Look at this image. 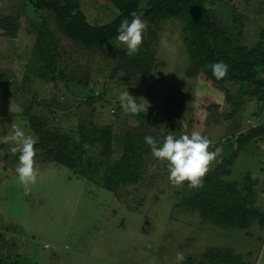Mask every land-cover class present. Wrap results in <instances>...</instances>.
Instances as JSON below:
<instances>
[{
	"label": "rangeland",
	"instance_id": "1",
	"mask_svg": "<svg viewBox=\"0 0 264 264\" xmlns=\"http://www.w3.org/2000/svg\"><path fill=\"white\" fill-rule=\"evenodd\" d=\"M78 1L87 21L94 25L118 14L113 0ZM203 1L214 9L220 27L239 34L235 35L237 42L251 46L264 39V0ZM3 15L13 16L19 27L14 38L0 35V77L10 84L5 91L0 85V261L175 264L177 252L198 259L209 246H231L247 264H264V227L255 223L246 230L221 229L202 221L195 211L173 207L180 186L170 183L166 162L151 152L143 179L116 192L73 175L65 166L49 163L38 150L34 157L37 183L25 192L18 180L19 153L10 151V137L14 126L35 136L24 115L29 105L30 111L59 126L75 142L80 123L111 125L112 158L120 154L125 131L138 122L120 107L118 94L125 89L139 102L148 101L146 112L155 123L146 126L159 141L169 133L199 132L211 145H218L216 153L223 148L228 154L234 149L235 137L264 125V102L259 105L255 98L240 97L238 85L231 82L225 84L231 97L226 100L224 90L202 73H193L195 67L181 39V20L163 19L155 27L141 16L155 31L151 34L147 28L141 47L147 45L154 51L158 64L147 79H128L111 77L114 53L125 48L116 38L97 48L78 46L66 37L50 11L37 10L33 1L0 0ZM42 21L58 45L64 78L56 81L39 77L42 69L35 56L33 25ZM231 170L229 178L241 188L262 186L255 194H264V136L243 144Z\"/></svg>",
	"mask_w": 264,
	"mask_h": 264
},
{
	"label": "trees",
	"instance_id": "2",
	"mask_svg": "<svg viewBox=\"0 0 264 264\" xmlns=\"http://www.w3.org/2000/svg\"><path fill=\"white\" fill-rule=\"evenodd\" d=\"M28 1H33L37 10L50 11L66 37L86 48L101 47L116 38L120 23L125 18L130 20L132 13L140 14L155 27L163 19H179L183 23L181 39L195 67L193 73H202L217 89L224 90L226 100H231V97L225 84L231 82L238 85L240 97L255 98L259 105L264 102V39H259L251 46L237 42L236 36L239 34L220 27L215 19L214 9L207 7L203 0H113L118 14L111 21L98 25L87 21L78 0ZM18 27L13 16H0L1 36L16 37ZM33 28L36 30L35 56L40 60L42 69L39 77L45 81L48 78L54 81L56 78H64L59 68L60 54L52 30L45 21L34 24ZM148 30L155 35V31L150 28ZM114 57L116 60L111 71L112 78L147 79L158 64L154 51L147 45L145 48L140 46L133 56H128L124 49H119ZM218 61L229 65L228 74L219 80L212 75L210 67ZM2 84L3 91L10 87L5 78L2 80L0 77V85ZM93 94L94 90L89 96ZM234 104L236 108L240 106L239 101ZM38 105L39 103L36 104ZM29 106L24 111L27 125L38 138L36 150L49 163L65 166L73 175L95 182L111 192L136 185L143 179L147 155L151 152L144 137L154 135L146 126L148 123H155L149 112L135 115L138 122L132 129L125 131L120 154L117 158H112L114 135L111 125L91 121L80 123L77 125L79 138L75 142L59 126L50 125L44 116L30 111ZM140 128L144 129L143 132H138ZM260 136H264V125L249 128L235 137L231 153L227 154L223 148L220 154L216 153V159L203 177L202 187L189 188L185 181L175 190L177 195L173 207L195 211L202 221L221 229L246 230L255 223L264 227V210L255 205V192L251 185L243 189L229 178L232 173L231 165L243 144ZM217 146L212 144L210 151L216 152ZM207 248L198 259L188 256L182 264H247L231 246ZM0 264L20 262L17 259H6L1 260Z\"/></svg>",
	"mask_w": 264,
	"mask_h": 264
},
{
	"label": "clouds",
	"instance_id": "3",
	"mask_svg": "<svg viewBox=\"0 0 264 264\" xmlns=\"http://www.w3.org/2000/svg\"><path fill=\"white\" fill-rule=\"evenodd\" d=\"M147 24L140 14L132 13L131 19L125 18L117 30V41L125 46L124 51L128 56L135 55L143 42ZM212 75L217 79L224 78L229 71V65L218 61L210 65ZM99 93V89L97 90ZM139 102L125 89L119 92L118 101L123 112L129 115L146 113L148 101ZM185 128L188 126L185 124ZM12 146L10 151L15 155L19 153V163L15 169L19 182L24 186L25 192L29 186L37 183L39 172L34 167V157L37 154L35 145L38 138L26 133L20 126H14L10 137ZM144 142L150 147L151 155L161 162H166L169 181L174 186H182L185 181L189 188L202 187L203 177L209 171L210 164L216 159V152L209 151L212 141L199 132L183 133L179 136L167 134L163 141L151 135L144 137ZM186 259L183 252L175 255V264H182Z\"/></svg>",
	"mask_w": 264,
	"mask_h": 264
},
{
	"label": "crops",
	"instance_id": "4",
	"mask_svg": "<svg viewBox=\"0 0 264 264\" xmlns=\"http://www.w3.org/2000/svg\"><path fill=\"white\" fill-rule=\"evenodd\" d=\"M263 181H264V179H263ZM263 181H262V182H263ZM262 185H263V183H262ZM261 188H262V186H261ZM261 188H256V189L253 188V190H254L255 193H256V192L258 193L259 190H260V191L262 190ZM262 194H263V193H262ZM262 194H261L262 198H260L261 196H257V195L255 194V197H256L257 200L254 199V203H255V205H256L257 207H259L258 203H259L260 205L262 204V207H264V194H263V195H262ZM255 201H256V202H255ZM263 209H264V208H263Z\"/></svg>",
	"mask_w": 264,
	"mask_h": 264
}]
</instances>
